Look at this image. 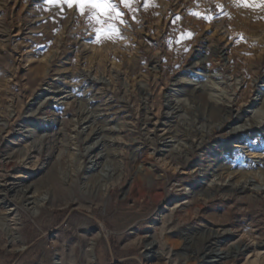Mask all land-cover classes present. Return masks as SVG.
Masks as SVG:
<instances>
[{
    "label": "rangeland",
    "instance_id": "rangeland-1",
    "mask_svg": "<svg viewBox=\"0 0 264 264\" xmlns=\"http://www.w3.org/2000/svg\"><path fill=\"white\" fill-rule=\"evenodd\" d=\"M109 2L0 0V264H264V0Z\"/></svg>",
    "mask_w": 264,
    "mask_h": 264
},
{
    "label": "snow or ice",
    "instance_id": "snow-or-ice-1",
    "mask_svg": "<svg viewBox=\"0 0 264 264\" xmlns=\"http://www.w3.org/2000/svg\"><path fill=\"white\" fill-rule=\"evenodd\" d=\"M54 0H49V3H53ZM123 3H126V0H122ZM84 3L88 4L91 9H98L99 12L94 16L90 17L95 18L97 23H104L99 17L103 16L105 12L114 9V6L110 4L109 0H83L81 4V11H83ZM119 14V13H118Z\"/></svg>",
    "mask_w": 264,
    "mask_h": 264
},
{
    "label": "bare ground",
    "instance_id": "bare-ground-1",
    "mask_svg": "<svg viewBox=\"0 0 264 264\" xmlns=\"http://www.w3.org/2000/svg\"><path fill=\"white\" fill-rule=\"evenodd\" d=\"M220 95H221V93L218 92V91L213 92V98H218ZM263 116H264V112L263 111H260V112L256 113V117L263 118ZM255 135L260 136L261 135V132H256ZM256 175H258L260 177L261 181H262L261 183H259V185H257V188L258 187L259 188H263L264 187V176H263L262 172L257 170L256 171ZM225 182H229V181L225 180ZM30 194H31V192L24 191V195H25V198L27 199V201H30L31 199H33V197H31V196L30 197H27ZM245 249L247 250L248 247H244L243 249H240L239 250V253L240 254H243ZM257 254H264V251L262 250L261 252H257ZM222 255H224V254L219 251V252H217L215 254V257H209L207 255L206 258L209 257L210 259H213L214 260V258H221V257H223ZM212 256H214V254Z\"/></svg>",
    "mask_w": 264,
    "mask_h": 264
},
{
    "label": "water",
    "instance_id": "water-1",
    "mask_svg": "<svg viewBox=\"0 0 264 264\" xmlns=\"http://www.w3.org/2000/svg\"><path fill=\"white\" fill-rule=\"evenodd\" d=\"M255 116H256V114H255ZM234 133H236V131H235ZM251 169H254V167L251 166ZM253 183H254V181H252V180H249V181H248V184H253ZM256 189L264 190V188H256ZM258 248H259V247H258Z\"/></svg>",
    "mask_w": 264,
    "mask_h": 264
}]
</instances>
